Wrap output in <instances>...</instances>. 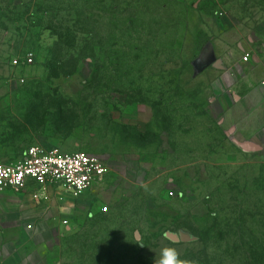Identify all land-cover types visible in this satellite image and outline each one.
<instances>
[{
  "label": "rangeland",
  "instance_id": "obj_1",
  "mask_svg": "<svg viewBox=\"0 0 264 264\" xmlns=\"http://www.w3.org/2000/svg\"><path fill=\"white\" fill-rule=\"evenodd\" d=\"M34 146L109 173L0 197L6 264H264V0H0V161Z\"/></svg>",
  "mask_w": 264,
  "mask_h": 264
},
{
  "label": "built area",
  "instance_id": "obj_2",
  "mask_svg": "<svg viewBox=\"0 0 264 264\" xmlns=\"http://www.w3.org/2000/svg\"><path fill=\"white\" fill-rule=\"evenodd\" d=\"M249 56L244 61H249ZM32 55L26 64H32ZM19 65L18 61L14 62ZM109 173L106 162L83 152L63 153L59 149L47 150L40 146L28 149L15 163L0 161V195L23 192L33 186L46 190L59 186L73 198L79 199L99 184Z\"/></svg>",
  "mask_w": 264,
  "mask_h": 264
},
{
  "label": "clouds",
  "instance_id": "obj_3",
  "mask_svg": "<svg viewBox=\"0 0 264 264\" xmlns=\"http://www.w3.org/2000/svg\"><path fill=\"white\" fill-rule=\"evenodd\" d=\"M165 251L170 255V258L165 262V264H193V262L182 261L176 258L174 249H166Z\"/></svg>",
  "mask_w": 264,
  "mask_h": 264
},
{
  "label": "crops",
  "instance_id": "obj_4",
  "mask_svg": "<svg viewBox=\"0 0 264 264\" xmlns=\"http://www.w3.org/2000/svg\"><path fill=\"white\" fill-rule=\"evenodd\" d=\"M28 190L36 191V189L34 187H31ZM13 195H14L13 192L12 191H9V192H6L5 194L0 195V197L7 199V198H10ZM6 261H7V259L5 257L0 258V264L1 263L2 264L3 263L6 264Z\"/></svg>",
  "mask_w": 264,
  "mask_h": 264
}]
</instances>
